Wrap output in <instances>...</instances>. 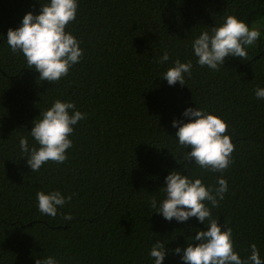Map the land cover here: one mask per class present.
Wrapping results in <instances>:
<instances>
[{"label": "trees", "instance_id": "trees-1", "mask_svg": "<svg viewBox=\"0 0 264 264\" xmlns=\"http://www.w3.org/2000/svg\"><path fill=\"white\" fill-rule=\"evenodd\" d=\"M48 2L0 0V264L47 256L61 264H155L149 252L157 240L166 245L163 264H184L174 249L208 225L196 217L167 221L149 204L153 195L164 198L160 188L177 169L207 186L226 178L228 191L218 208L209 205L212 214L233 229L242 258L254 242L264 260V99L255 96L264 87V0H78L66 30L83 57L54 83L40 81L7 44L9 28ZM228 14L257 25L259 39L245 61L229 56L218 71L201 67L193 40ZM165 51L170 60L158 63ZM177 58L192 62L191 76L170 86L160 76ZM57 99L74 102L86 119L73 126L67 160L33 172L19 140L36 144L33 121ZM189 107L227 122L234 162L223 173L183 160L191 149L179 146L172 122L186 119ZM41 190L72 199L53 218L38 209Z\"/></svg>", "mask_w": 264, "mask_h": 264}, {"label": "clouds", "instance_id": "clouds-1", "mask_svg": "<svg viewBox=\"0 0 264 264\" xmlns=\"http://www.w3.org/2000/svg\"><path fill=\"white\" fill-rule=\"evenodd\" d=\"M78 7V0H49L41 4L38 13L29 11L24 15L21 26L9 28L7 44L12 53L22 54L27 68L39 72L40 81L58 82L82 59L80 41L66 30L76 20ZM259 37L257 25L249 27L235 14H228L222 23L213 26L210 31H202L193 40L192 49L201 67L218 71L229 56L247 60L248 47L253 46ZM169 60L170 55L165 51L158 63ZM192 67L191 61L182 62L177 58L160 77L166 79L170 86L177 82L184 85L185 74L190 77ZM255 96L264 99V87H257ZM38 117L29 131L36 144L30 147L25 136L19 140L20 150L33 172H38L49 161L61 164L67 160V150L73 144L70 139L73 126L86 119V113L78 110L72 101L57 99ZM183 117L186 119H174L172 122V126L178 129L175 137L179 146L191 149L184 152L183 160L186 163L194 162L200 169L209 172L223 173L227 170L234 162L232 153L235 149L231 136L227 134V122L215 112L200 107L185 109ZM165 181V186L160 188L164 198L158 203L153 195L149 200L154 213H161L167 221L175 219L186 222L196 217L208 225L207 230H197L195 236L187 237L186 248L174 249L177 255L183 251L181 259L184 264H264L260 249L254 242L247 257L242 258L236 250L233 229L225 223L220 224L212 214L211 208H218L228 191L224 176L217 179L216 185L207 186L202 178L183 174L177 169L172 170ZM71 199V195L65 197L60 190L37 192L39 211L53 218L57 216L58 208ZM62 216L69 222L74 218L71 213ZM166 254V245L162 240H157L149 252L155 264H163ZM36 264L61 262L54 256H47L42 260L37 259Z\"/></svg>", "mask_w": 264, "mask_h": 264}]
</instances>
